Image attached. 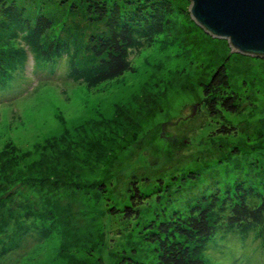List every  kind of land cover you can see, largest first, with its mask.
<instances>
[{
	"label": "rangeland",
	"instance_id": "obj_1",
	"mask_svg": "<svg viewBox=\"0 0 264 264\" xmlns=\"http://www.w3.org/2000/svg\"><path fill=\"white\" fill-rule=\"evenodd\" d=\"M169 1L165 32L116 80L88 87L27 51L0 97V184L13 191H0V264H155L149 222L235 183L264 191V59L231 53L190 19L188 0ZM226 56L240 110L209 118L200 84ZM133 187L147 199L140 213L111 215L136 206ZM26 208L54 219L24 221ZM205 258L264 264L259 241L237 232H219Z\"/></svg>",
	"mask_w": 264,
	"mask_h": 264
},
{
	"label": "trees",
	"instance_id": "obj_2",
	"mask_svg": "<svg viewBox=\"0 0 264 264\" xmlns=\"http://www.w3.org/2000/svg\"><path fill=\"white\" fill-rule=\"evenodd\" d=\"M28 2L26 10L0 0V36L6 38V44L0 41L2 98V92L15 79L13 74L25 66L27 51L38 67L44 64L47 66L44 68L55 69L63 62L67 79L88 87L122 77L132 69V52L151 48L154 39L165 32L166 18L172 12L169 0ZM227 60V56L223 58L200 84V108L209 118L220 117L224 112L236 114L240 110V98L232 90ZM231 130L221 126L218 132ZM7 188L0 184V191ZM133 188L130 200L136 206L113 207L109 211L111 215L122 214L129 219L140 213L138 206L147 199ZM32 192L37 194L35 189ZM28 193L27 198L31 192ZM5 194L10 198L13 191ZM20 219L43 223L54 218L26 208ZM19 229L18 223L15 232ZM145 230L144 240L156 245L155 264H207L205 253L219 232H237L244 237L252 234L264 252V191L235 183L232 188L203 196L187 211H174L168 220H152ZM4 237L8 238L6 234Z\"/></svg>",
	"mask_w": 264,
	"mask_h": 264
},
{
	"label": "water",
	"instance_id": "obj_3",
	"mask_svg": "<svg viewBox=\"0 0 264 264\" xmlns=\"http://www.w3.org/2000/svg\"><path fill=\"white\" fill-rule=\"evenodd\" d=\"M188 1L190 19L205 34L226 41L231 53L264 59V0Z\"/></svg>",
	"mask_w": 264,
	"mask_h": 264
}]
</instances>
